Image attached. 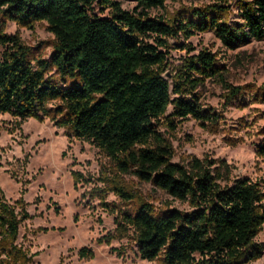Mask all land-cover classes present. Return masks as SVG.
Returning a JSON list of instances; mask_svg holds the SVG:
<instances>
[{
    "label": "trees",
    "instance_id": "16d2710c",
    "mask_svg": "<svg viewBox=\"0 0 264 264\" xmlns=\"http://www.w3.org/2000/svg\"><path fill=\"white\" fill-rule=\"evenodd\" d=\"M131 1L135 6L127 11L121 0H0V115L18 125L48 119L110 160L113 172L100 182L133 206L116 211L113 232L97 244L132 232L139 257L149 262L250 264L264 252L255 241L264 224V181L238 178L221 185L216 161L174 163L167 139L187 119L216 126L219 115L202 108L197 89L207 79L222 78V67L214 53L192 54L188 44L180 45L186 55L174 65L166 39L211 31L230 50L264 40V0H214L167 21L148 13L167 0ZM234 11L236 23L229 21ZM7 21L23 28L46 22L54 36L50 55L35 57L18 35H7ZM223 88L225 103L245 91L255 102L264 99L263 85ZM255 154L264 159V139ZM125 174L152 183L189 210L155 211L122 183ZM72 176L75 183L81 178ZM30 218L21 198L10 203L0 189V264L32 261L17 243L20 225ZM77 256L94 257L86 247Z\"/></svg>",
    "mask_w": 264,
    "mask_h": 264
},
{
    "label": "rangeland",
    "instance_id": "374dc122",
    "mask_svg": "<svg viewBox=\"0 0 264 264\" xmlns=\"http://www.w3.org/2000/svg\"><path fill=\"white\" fill-rule=\"evenodd\" d=\"M213 1L167 0L163 8L148 13L167 21L188 8L203 7ZM134 6L131 0H121L124 10L131 11ZM229 21H239L235 11ZM4 32L18 35L35 57L47 58L51 53L54 36L44 21L31 28L7 21ZM166 40L174 65L186 55L180 45L188 44L194 50L192 54L201 49L214 53L223 75L205 80L197 89L202 108L219 115L216 126L202 127L193 119L177 124L175 131L167 135L172 162L185 164L193 157L216 161L221 166V185L238 178L264 181V159L255 154L264 139V99L255 102L252 94L245 91L225 103L223 88L224 83L264 86V40H251L232 50L223 47L211 31L196 33L188 39L179 36ZM170 111L169 108L167 113ZM111 170L110 160L99 149L69 137L48 119L39 122L29 118L18 125L8 114L0 115V189L10 203L21 198L31 216L20 225L17 240L33 256L30 264H158L139 257L132 232L109 245L96 243L98 238L113 232L116 211L133 206L122 202L100 182ZM72 173L81 174L77 183ZM120 179L155 211L189 210L186 203L174 200L150 182L140 181L132 174L121 175ZM101 201L108 203V209ZM111 206L116 210L112 211ZM40 228L47 232H38ZM255 241L264 244V224ZM82 247L90 249L94 257L79 260L77 252ZM250 264H264V252Z\"/></svg>",
    "mask_w": 264,
    "mask_h": 264
}]
</instances>
